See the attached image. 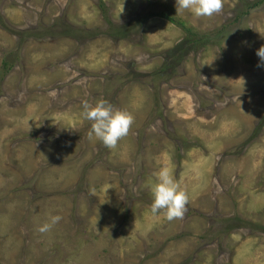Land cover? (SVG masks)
Segmentation results:
<instances>
[{
    "label": "rangeland",
    "instance_id": "1",
    "mask_svg": "<svg viewBox=\"0 0 264 264\" xmlns=\"http://www.w3.org/2000/svg\"><path fill=\"white\" fill-rule=\"evenodd\" d=\"M222 2L0 0V264H264V0ZM100 99L134 118L114 148ZM163 167L182 219L150 212Z\"/></svg>",
    "mask_w": 264,
    "mask_h": 264
},
{
    "label": "clouds",
    "instance_id": "2",
    "mask_svg": "<svg viewBox=\"0 0 264 264\" xmlns=\"http://www.w3.org/2000/svg\"><path fill=\"white\" fill-rule=\"evenodd\" d=\"M175 7L177 12L187 10L197 18L212 17L221 12L223 2L222 0H176ZM256 55L260 59L257 67H264V46L257 50ZM49 95L55 98L56 93L50 92ZM82 106L84 118L92 122L90 138L95 136L104 146L114 148L121 138L127 136L134 119L129 112L114 108L104 99L94 104L84 100ZM157 177L158 181L152 187L150 212L153 215L163 213L169 221L182 219L187 211L188 193L180 188L167 167L161 168ZM61 219L59 215L51 216L48 222L38 228V231L41 233L50 231Z\"/></svg>",
    "mask_w": 264,
    "mask_h": 264
},
{
    "label": "trees",
    "instance_id": "3",
    "mask_svg": "<svg viewBox=\"0 0 264 264\" xmlns=\"http://www.w3.org/2000/svg\"><path fill=\"white\" fill-rule=\"evenodd\" d=\"M166 18H170V17H168V16H166ZM170 20V19H169ZM187 33H190V31H186ZM192 40H194V41H192ZM192 40H190V41H185V42H189V43H187V50L189 51V45H190V43H195L196 45H199L200 43H201V40L202 39H200V38H198V37H194ZM185 51V48H180L179 49V52H184Z\"/></svg>",
    "mask_w": 264,
    "mask_h": 264
}]
</instances>
